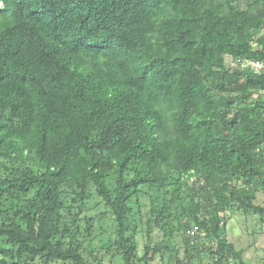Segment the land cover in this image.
<instances>
[{"label":"trees","instance_id":"trees-1","mask_svg":"<svg viewBox=\"0 0 264 264\" xmlns=\"http://www.w3.org/2000/svg\"><path fill=\"white\" fill-rule=\"evenodd\" d=\"M238 59L264 63V0H0V264H105L109 215L111 262L248 264L227 223H264V70Z\"/></svg>","mask_w":264,"mask_h":264},{"label":"rangeland","instance_id":"rangeland-1","mask_svg":"<svg viewBox=\"0 0 264 264\" xmlns=\"http://www.w3.org/2000/svg\"><path fill=\"white\" fill-rule=\"evenodd\" d=\"M99 200L95 199L90 202L91 210L87 212L91 216H99L102 212L105 211L103 206H97ZM258 204L264 206V192L258 194ZM136 219L131 228L130 235H133L135 228L138 229V240L140 243V254H144V249L147 243L151 242V246L155 247L164 237V233L154 227L151 233L148 232L146 222L150 213V201L147 197H142L141 207L138 209V206L134 203ZM139 210L140 213H139ZM138 224V227L135 225ZM174 227L176 229L175 241L176 245L180 251V257L184 259V250L186 248L185 235L181 229L180 220L174 221ZM95 235L96 238L92 243V247L100 250L102 255H104L105 264H122L120 258L114 259L111 262V257L106 254L105 249L111 240H113L115 235L114 224L110 218V215L97 219L95 222ZM227 236L231 243L235 245L237 250L244 251V259L248 264H264V223L261 220V217L256 214H245L242 212H233L227 223ZM167 262V259L165 260ZM158 258L152 264H165ZM42 264V263H38ZM50 264H63L62 262H53ZM194 264H212L209 256L203 255L201 261H196Z\"/></svg>","mask_w":264,"mask_h":264},{"label":"built area","instance_id":"built-area-1","mask_svg":"<svg viewBox=\"0 0 264 264\" xmlns=\"http://www.w3.org/2000/svg\"><path fill=\"white\" fill-rule=\"evenodd\" d=\"M233 66H240L242 68H251L252 70L256 71V72H260L262 70H264V63L260 62V61H252V60H235L233 62ZM198 228L196 227L194 229V231L192 232V234H194L195 231H197ZM230 264H237L235 261H231Z\"/></svg>","mask_w":264,"mask_h":264}]
</instances>
